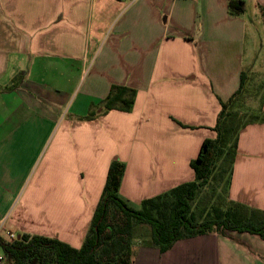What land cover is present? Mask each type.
Wrapping results in <instances>:
<instances>
[{
    "label": "crops",
    "instance_id": "obj_1",
    "mask_svg": "<svg viewBox=\"0 0 264 264\" xmlns=\"http://www.w3.org/2000/svg\"><path fill=\"white\" fill-rule=\"evenodd\" d=\"M229 1L0 0L4 238L36 233L80 248L126 124L133 135L119 194L132 207L195 179L190 162L216 137L221 101L239 88L242 71L264 80L256 60L264 0H241L236 16ZM113 85L138 92L133 113L78 120ZM228 197L264 211V123L240 132ZM133 264H264V240L202 235L165 253L140 247Z\"/></svg>",
    "mask_w": 264,
    "mask_h": 264
},
{
    "label": "trees",
    "instance_id": "obj_2",
    "mask_svg": "<svg viewBox=\"0 0 264 264\" xmlns=\"http://www.w3.org/2000/svg\"><path fill=\"white\" fill-rule=\"evenodd\" d=\"M229 12L240 15L244 12V2L230 0ZM22 78L23 73L18 74L13 83ZM251 79L250 71H242L239 88L227 101H221L213 127L216 137L206 138L198 156L190 162L195 173L193 181L144 199L136 209L119 194L126 163L113 159L80 248L58 238L28 233L13 240L0 236V249L7 261L10 264H133L135 225H147L150 230L140 246L156 248L160 253L169 251L180 240L208 234L249 233L264 240V211L228 197L240 132L251 124L264 123V89L252 98L258 101V107L253 109L248 105ZM136 95L133 88L113 85L100 107L92 105L78 120L92 121L113 110L130 112ZM209 189L212 191L201 197ZM213 198L216 199L211 202Z\"/></svg>",
    "mask_w": 264,
    "mask_h": 264
},
{
    "label": "rangeland",
    "instance_id": "obj_3",
    "mask_svg": "<svg viewBox=\"0 0 264 264\" xmlns=\"http://www.w3.org/2000/svg\"><path fill=\"white\" fill-rule=\"evenodd\" d=\"M257 58L259 59V61L261 63L264 62V47H260L257 51V54H256V60ZM251 87V91L249 93V96H247V98H250L248 100V105L252 106V105H258V101H253L252 98L253 97H256L258 94L262 93L263 89H264V80L262 79H255V76H253V78L251 79V82L249 84ZM257 92V94L255 95V93ZM138 94V92H137ZM137 95H136V98H135V104L132 108V110L130 112H126L127 114H132L134 109H135V105H136V99H137ZM73 103V100L71 101V105ZM70 110L67 108L65 110V114L68 113ZM132 123V122H130ZM133 133V125H127L125 126V129H124V143H123V150L120 152V161L123 162V159L121 158V156H124L128 147L130 146V143H131V139H132V134ZM111 146V145H109ZM101 152V151H100ZM95 153V152H94ZM96 154V153H95ZM92 153V155H95ZM113 159H119L117 155H115L113 157ZM32 175V173H31ZM31 175H29L28 177V181H30V179L32 178ZM27 181V183H28ZM212 190L209 189V190H205L202 194H201V197H204L206 194H209ZM220 191H223V189H221ZM206 193V194H205ZM225 195H226V190H225ZM21 196V193L19 195V198ZM216 198H213L211 200V202H214ZM134 236H133V247H134V251H135V254L137 253V250L141 247L140 246V243L142 241V239H147L149 234H150V230H149V227L147 225H135L134 227ZM23 234V233H22ZM32 234V233H30ZM36 234V233H34ZM2 253L1 249H0V254Z\"/></svg>",
    "mask_w": 264,
    "mask_h": 264
},
{
    "label": "built area",
    "instance_id": "obj_4",
    "mask_svg": "<svg viewBox=\"0 0 264 264\" xmlns=\"http://www.w3.org/2000/svg\"><path fill=\"white\" fill-rule=\"evenodd\" d=\"M120 1H124V0H120ZM3 231H5V230L3 229V224L0 223V236H3ZM5 234H6V237H7L8 240H13V239L16 238V235L13 234V233H11V232H9V231H6ZM3 237H4V236H3ZM2 259H3V257L0 256V261H2Z\"/></svg>",
    "mask_w": 264,
    "mask_h": 264
}]
</instances>
